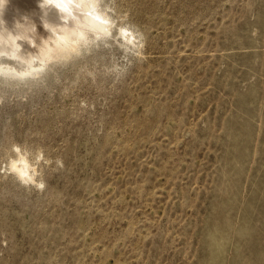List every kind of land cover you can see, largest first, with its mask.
Listing matches in <instances>:
<instances>
[{"label":"rangeland","instance_id":"obj_1","mask_svg":"<svg viewBox=\"0 0 264 264\" xmlns=\"http://www.w3.org/2000/svg\"><path fill=\"white\" fill-rule=\"evenodd\" d=\"M103 3L0 102V264H264V0Z\"/></svg>","mask_w":264,"mask_h":264},{"label":"clouds","instance_id":"obj_2","mask_svg":"<svg viewBox=\"0 0 264 264\" xmlns=\"http://www.w3.org/2000/svg\"><path fill=\"white\" fill-rule=\"evenodd\" d=\"M6 3L7 0H0V5ZM37 5L40 9V22L50 26H43L46 36L37 32L36 23L27 16L23 22L14 21L9 28L3 19V7H0V102H3L8 91L37 81L51 65L59 63L49 56L42 58L40 54L42 38L52 43L49 37L53 36V27L61 37H69L68 41H58L62 48L67 45L69 54L63 59L68 60L87 52L88 46L96 45L102 35H112L119 24V21L113 19V9L106 6L103 0H37ZM50 12H55V22L49 21ZM140 38L143 39L142 36ZM11 151H20V155L11 156L4 170L15 175L20 183L32 184L42 191L46 185L42 181L37 183L30 160L23 155L19 146H14Z\"/></svg>","mask_w":264,"mask_h":264},{"label":"bare ground","instance_id":"obj_3","mask_svg":"<svg viewBox=\"0 0 264 264\" xmlns=\"http://www.w3.org/2000/svg\"><path fill=\"white\" fill-rule=\"evenodd\" d=\"M0 7H3V19L7 22V26L9 28L13 26V23L16 20H20L21 22H23V18L25 16L29 17L31 15H34V16L38 15V17L37 16L35 17L36 18L40 17V9L37 5V0H7V3L0 5ZM48 19L50 22H55V19H56L55 12H50ZM37 21H40V20H37ZM43 26L45 28L50 27L47 23H45L40 28L41 32L38 31V33L42 36H46L47 33L45 29L43 28ZM52 32H53V36L49 37V40H52L51 44L48 43V41H43V38H42L43 47L40 48V54L42 58L44 56L53 57V56H57V55L65 53L64 51L61 50L62 47L59 46L58 41L61 39L68 41L69 37H67L66 35L61 37L60 34L56 32L55 27L52 28ZM123 33H124V30H123ZM53 37H55V39H53ZM65 47H67V45H65Z\"/></svg>","mask_w":264,"mask_h":264}]
</instances>
